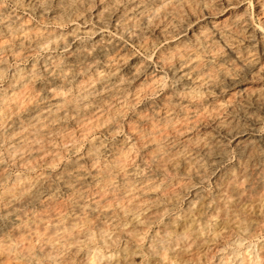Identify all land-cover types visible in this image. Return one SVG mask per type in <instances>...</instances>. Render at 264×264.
Returning a JSON list of instances; mask_svg holds the SVG:
<instances>
[{
	"label": "bare ground",
	"instance_id": "1",
	"mask_svg": "<svg viewBox=\"0 0 264 264\" xmlns=\"http://www.w3.org/2000/svg\"><path fill=\"white\" fill-rule=\"evenodd\" d=\"M10 1L0 264H264V0Z\"/></svg>",
	"mask_w": 264,
	"mask_h": 264
},
{
	"label": "rangeland",
	"instance_id": "2",
	"mask_svg": "<svg viewBox=\"0 0 264 264\" xmlns=\"http://www.w3.org/2000/svg\"><path fill=\"white\" fill-rule=\"evenodd\" d=\"M220 0H218V3L215 5V6H217L218 8V10L216 9V7H215V9H214V12H221L222 14H225V15H227V14H229V13H238L239 11L240 12H242L241 10H243V12L245 11V9H246V11H245V13H246V15H247V17L252 21V23L254 24V25H260V20H259V17H258V15H257V12H256V10L255 9H253L254 8V6H253V0H241V2H233V5L232 6H227V5H225V4H223V1H220ZM246 2V3H245ZM1 3H3L2 5H1ZM219 3H220V7H219ZM240 3V4H239ZM250 3V4H249ZM236 4V5H235ZM0 5L2 6V7H4L8 12H11V13H14L15 15H17L18 16V18L21 20V21H23V22H29L30 24H33L34 23V25L35 24H40V22H43V21H40L39 20V18H38V16H37V14H35V12H32V11H30V10H28V8H27V6H14V3H12L10 0H0ZM245 5V6H244ZM238 6V7H237ZM239 6H241V7H239ZM245 7V8H244ZM253 7V8H252ZM23 8H25V9H23ZM27 8V9H26ZM243 8V9H242ZM252 9V10H251ZM27 10V11H26ZM32 13V14H30V13ZM224 12V13H223ZM250 15V16H249ZM20 16V17H19ZM258 19V20H257ZM51 19L49 18V17H47V18H45V20H44V24H42L43 26H45L48 30L50 29V30H57V28H56V26H53L54 24L53 23H51V21H50ZM254 21V22H253ZM258 21V22H257ZM53 24V25H52ZM69 25L67 26V25H64V27H63V30H65L64 32H68V31H70V29H69ZM53 28V29H52ZM67 30V31H66ZM262 33H263V35H262ZM262 33H261V38H260V40L262 39V41L264 42V28H263V30H262ZM115 35V33H114V31H112V30H106L105 32H104V36H110V37H112V36H114ZM151 38V37H150ZM152 40H154V37L152 36ZM128 41V42H127ZM124 45H125V49H126V52L128 53V54H130L132 57H137L136 59H138V60H141V61H150L151 60V62L153 63V60L155 61L156 60V58H157V56L158 55H156L155 56V54L157 53H159V51H161V50H163V49H165V46H168V42L167 41H163V42H160V41H158L157 42V45H156V47H154V48H150V49H142V47L141 46H139L138 45V43L137 44H135V42H133V41H130V40H126V39H124ZM126 43V44H125ZM162 48V49H161ZM160 49V50H159ZM145 50V51H144ZM57 53H59V52H57ZM38 56H40V57H43L44 56V52L42 51V50H40L39 52H38ZM151 56V57H150ZM154 56H155V58H154ZM28 62L27 61H25V62H23L22 63V65H26ZM14 62H12V61H8V65L10 66V68L11 67H13L14 65ZM154 68H155V70L156 71H160L161 69L159 68V66H157V64H155L154 63ZM260 127H261V129H260V134L261 133H263L264 134V122L260 125ZM251 244H252V246H251ZM235 245V246H234ZM254 245V242H247V241H244V242H242V244L241 245H238V244H234V242H233V244L231 243V244H229V245H227V248H226V254L228 253L229 254V252H233L234 254H235V252L237 253L238 252V254L236 255H234V254H230V257L232 256V255H234V256H239V257H246V256H248L247 254H249V258L251 257H253V256H250V254L251 253H254V249H255V247L253 246ZM253 247V248H252ZM244 248H246V250L249 252V253H245V252H243V251H246V250H243ZM223 249H225V248H223ZM253 250V251H252ZM228 251V252H227ZM235 251V252H234ZM242 251V252H241ZM242 254H244V255H246V256H241ZM229 256V255H228ZM248 258V259H249ZM205 264H217V262L216 261H214V260H211V261H208V262H206Z\"/></svg>",
	"mask_w": 264,
	"mask_h": 264
}]
</instances>
